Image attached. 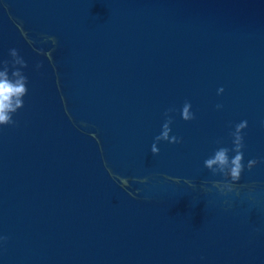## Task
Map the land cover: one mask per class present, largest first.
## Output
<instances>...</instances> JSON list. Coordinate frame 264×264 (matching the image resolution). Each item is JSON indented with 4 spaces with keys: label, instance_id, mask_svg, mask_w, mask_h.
<instances>
[{
    "label": "water",
    "instance_id": "95a60500",
    "mask_svg": "<svg viewBox=\"0 0 264 264\" xmlns=\"http://www.w3.org/2000/svg\"><path fill=\"white\" fill-rule=\"evenodd\" d=\"M11 48L0 264H264V0H0ZM169 108L183 143L153 155ZM244 120L241 179L213 175Z\"/></svg>",
    "mask_w": 264,
    "mask_h": 264
},
{
    "label": "clouds",
    "instance_id": "9594fccd",
    "mask_svg": "<svg viewBox=\"0 0 264 264\" xmlns=\"http://www.w3.org/2000/svg\"><path fill=\"white\" fill-rule=\"evenodd\" d=\"M11 59H0V126H15L14 116L25 107V97L29 93V79L24 72L28 68V63L20 55L16 48L9 49ZM42 65H37V68ZM224 89H218V94H223ZM217 105V109L222 108ZM177 109L169 108L164 113V123L162 124L160 134L154 138L151 146L153 155H159L158 145L161 142H167L172 145L183 143L181 137L172 134V125L175 122L173 113ZM181 119L185 122H191L196 117L192 111L190 101H185L179 110ZM248 128L246 120L233 126L230 132L232 138V147L220 146L214 149L212 154L204 160V167L213 175H223L229 177L232 181H239L245 171L244 163V132ZM220 143L219 141L217 142ZM259 161L255 159L248 160L247 170L251 171ZM4 240L7 238L4 237Z\"/></svg>",
    "mask_w": 264,
    "mask_h": 264
}]
</instances>
